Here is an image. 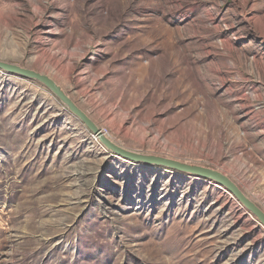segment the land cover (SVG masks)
<instances>
[{
  "label": "rangeland",
  "instance_id": "obj_1",
  "mask_svg": "<svg viewBox=\"0 0 264 264\" xmlns=\"http://www.w3.org/2000/svg\"><path fill=\"white\" fill-rule=\"evenodd\" d=\"M0 61L48 76L117 146L218 171L264 212V0H0ZM0 264H264V226L0 70Z\"/></svg>",
  "mask_w": 264,
  "mask_h": 264
},
{
  "label": "water",
  "instance_id": "obj_2",
  "mask_svg": "<svg viewBox=\"0 0 264 264\" xmlns=\"http://www.w3.org/2000/svg\"><path fill=\"white\" fill-rule=\"evenodd\" d=\"M0 70L11 74H16L23 78L34 80L42 84L61 104H63L68 109V111L79 122H81V124L87 130H89L94 136L98 138L100 143H102L109 151L113 152L115 155L133 162H142L149 165L166 167L180 173H185L217 183L223 186L230 194H232V196L235 197L236 200L240 202L249 212H251V214L255 216L264 226V212L248 197H246L236 186V184H234L228 177L224 176L220 172L201 166L187 165L170 159L145 156L127 151L114 144L110 139L106 138L102 134L101 130L98 129L96 125L89 119V117L84 112H82L61 90V88L58 87L56 83L48 76L2 61H0Z\"/></svg>",
  "mask_w": 264,
  "mask_h": 264
},
{
  "label": "bare ground",
  "instance_id": "obj_3",
  "mask_svg": "<svg viewBox=\"0 0 264 264\" xmlns=\"http://www.w3.org/2000/svg\"><path fill=\"white\" fill-rule=\"evenodd\" d=\"M103 134V133H102ZM104 135V134H103ZM105 136V135H104ZM105 137H107L108 139H111V138H109L107 135L105 136Z\"/></svg>",
  "mask_w": 264,
  "mask_h": 264
}]
</instances>
